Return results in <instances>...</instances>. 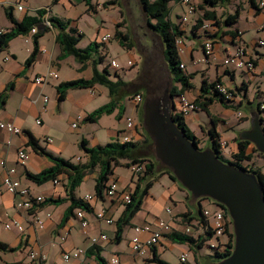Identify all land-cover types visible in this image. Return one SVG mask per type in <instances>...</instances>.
Masks as SVG:
<instances>
[{
	"label": "crops",
	"instance_id": "crops-1",
	"mask_svg": "<svg viewBox=\"0 0 264 264\" xmlns=\"http://www.w3.org/2000/svg\"><path fill=\"white\" fill-rule=\"evenodd\" d=\"M5 1L0 0V5L4 6ZM32 1H23L24 8L20 16L16 14L15 9L11 10L13 17L21 21L25 16H36L39 9H47L45 20L58 18L62 21H71V26L78 29L76 22L67 13H62L74 6L72 0H58L56 3L52 0H41L33 6ZM119 1L89 0L88 4L87 0H84L88 13L98 14L103 9L108 13H115L113 27L106 28V20L102 18L96 37L90 42V44L93 42L98 44L99 39L105 34H114L109 43L98 45L93 57L94 62L88 61L82 64L71 55L61 59V47L56 41L58 30L52 26L39 39V53L33 64L29 66L25 64L34 49V33L32 32L13 38L0 54V123L10 122L22 130L21 134L10 135L0 128V244L7 246V250L0 249V264H28L30 251H39L45 256L39 264H101L99 258L105 260L107 264H112L111 261L114 258L118 260L116 264H158L154 261L155 258L170 264H208L211 261L208 256L212 255V251L207 244H218L223 251L228 243L227 236L213 237L202 248L174 240L175 233L185 234L195 240L203 239L205 230L198 215L202 209L208 208L215 211L218 206L208 198L199 203L168 175L161 176L144 197L141 210L132 219L131 225L124 228L120 243L114 240L116 222L125 210L121 195L132 194L136 187L137 175L132 168L126 167L129 171L127 176L117 174V169L125 166L114 169L110 180V182L115 180L118 183V193L114 198L99 199L95 196L97 169L85 175L81 185L75 190V196L83 200L86 196H93L92 201L89 202L90 211L82 208L71 210V203L67 199L66 192L67 175L62 174L58 177L59 184H55L53 180L37 184L29 178V175L40 174L53 166L52 160L46 154L34 150L30 144L31 136L44 151L75 164L88 161L87 155L81 149L83 142L91 148L117 140L123 143L125 136H131L134 142L143 139L137 132L141 129L139 113L141 106L134 101L135 95L144 93L138 82L141 73L134 79L128 72L134 66L142 64L144 56L138 51L140 60L134 59L135 47L131 44L130 36L123 27V10L118 7ZM193 2L195 12L189 15L187 23L181 24L185 36L181 38L182 46L179 52L185 72L193 74L192 79L189 80L192 87L185 89L181 95L196 101L201 95L204 79L208 82L220 79L225 88L234 91V105L241 103V108L235 110L230 106L222 105L223 110L214 113L212 108L215 102L209 107L210 113L203 109L191 112L185 116V122L205 148H208L212 144L208 132L214 127L213 117L217 123L216 130L220 139L227 142V147L221 149L222 156L225 160L233 162L235 161L233 155L239 150L240 135L243 131L250 129L251 118L259 113L264 122V111L258 106V103L264 105V45L259 43L264 40V28H261L264 24V12L258 6L259 0H230L225 5L219 3L214 8L206 5V8L215 11L222 21L229 14L237 10L240 12L236 24L231 27L217 28L211 26L212 21L203 20L200 23L203 17V10L200 8L205 5L204 0H193ZM171 4H173L171 19L175 23H180L187 13V7L181 3V0H173ZM6 7L4 6L5 15ZM6 18L1 17L0 26L8 31L12 29L13 23L7 15ZM206 24L208 28L204 29L203 26ZM44 27L46 26L42 22L39 27L34 28L44 29ZM117 31L127 35L129 39L122 41L121 38L116 37ZM231 32L235 37L231 35ZM211 34L214 54L205 62L202 61L203 45ZM88 46L80 47L78 44L79 48ZM238 46L244 47L247 57L255 62V68L252 71L224 65L225 58ZM5 57L8 60L4 61ZM126 57L127 62L133 63L131 67H127V62L123 61ZM100 58L103 59L102 63ZM113 60L117 61L122 69L110 68L109 64ZM95 68L100 72L107 68L110 80L116 81L118 77H121L126 85L122 89L116 110L112 114L103 115L96 122H89L86 120L89 114L111 101L108 88L97 84L93 88L68 90L65 98L60 100L58 86L74 79H90ZM48 72L57 73V78H51L44 86L35 82L36 77L45 76ZM9 85H12V88L7 91ZM175 85L179 91L182 89L180 83ZM44 96L48 97L47 102L44 101ZM177 97L174 98V102ZM127 117L135 120L137 125L135 129L126 128ZM37 119L41 121L40 125L36 123ZM77 121L78 126L74 128L72 124ZM194 128L199 129V136ZM47 138H51L52 141H46ZM254 148L253 144L248 146L247 154L253 156L252 161H246L243 165H253L255 169H263L264 158L255 153ZM21 150L28 155L24 165L20 164L18 158ZM10 168L16 169L13 177L21 183L22 187L30 190L31 196H42L45 202L30 211L23 209L20 206L23 198L10 194L2 183ZM158 184L162 185L163 190L157 198L154 189ZM79 210H84V217L88 221L86 228L82 227L77 217ZM100 211H104L105 216L112 219L113 223L107 224L97 219L96 214ZM37 216L44 219L43 227L36 225L35 217ZM11 219H17L24 226L25 231L19 233L14 230L9 237L4 232L2 224ZM159 221H164L168 226V229L162 230V240L152 248L146 247L144 253L139 254L133 251L131 240L138 235L135 227L148 225L151 232H154L160 230ZM187 227L191 229L190 233H186ZM66 232L68 236L62 241L61 238ZM101 235H107L108 239L100 240L93 245L91 239ZM150 235V232H143L138 236L141 241H146ZM79 249L84 251L82 255L69 261L64 259V254H73ZM167 253H177L178 261H170L166 257ZM184 254L187 256L186 263L180 261Z\"/></svg>",
	"mask_w": 264,
	"mask_h": 264
},
{
	"label": "trees",
	"instance_id": "trees-1",
	"mask_svg": "<svg viewBox=\"0 0 264 264\" xmlns=\"http://www.w3.org/2000/svg\"><path fill=\"white\" fill-rule=\"evenodd\" d=\"M52 1L53 3H56V1L58 0ZM227 1L230 0H204L205 5H202L200 8L201 10H203V17L202 20H200V23H202L203 20L212 21L211 26H216L217 28L231 27L236 24L240 17L239 10H237L233 14H229L222 21L218 18L215 11H211L206 8V5H211V7L213 8L219 3L225 5L226 3H228ZM139 2L145 12L148 28L161 40L163 46L164 62L167 66L173 83L170 88V95L172 98H175L183 94V91L185 89L192 87L189 80L192 79L193 76V74H187L184 70L185 68L180 67L181 61L177 40L185 36V31L181 27L182 19L180 23H175L171 19V3L173 2V0H139ZM87 3L89 4V0H87ZM6 9V15L12 21L13 27L0 36V54L8 46L9 42L13 38L19 35H28L34 27H39L43 22L41 18L47 13V9H39L36 16H25L21 21H18L13 17L11 12V10H13L14 8H12L11 6H7ZM50 22L52 28L58 30L56 41L61 47V59L71 55L76 57L82 64L88 61L94 62L93 57L96 53V48L98 47V45H100L99 43L97 44L96 42H93L87 48H79L78 44L83 38L84 34L81 33L76 27L71 26V21H62L58 18H50ZM48 29H50L48 26L44 27V29L38 28L37 31L33 34L34 49L25 63L27 66L35 62L39 53V39ZM115 35L116 37L121 38L122 41L129 39L127 35H123L119 31H117ZM231 35L235 37L233 32H231ZM210 37H213L212 34L209 35L207 39H211ZM99 60L100 62L103 61L102 58H100ZM96 64L97 63H95V65ZM160 67V65L157 66V68ZM109 77L110 73L107 68H105L101 72L97 70V68H95L90 79L80 78L60 84L58 86L59 99L63 100L68 90L93 88L97 84L107 87L111 96V101L108 104L95 110L93 113L89 114L86 118V120L89 122H96L103 115L112 114L116 110L123 91L122 89L126 85L121 77H118L116 81L110 80ZM138 82L140 83L144 91V93L141 95L143 96V98H146L149 95V89L152 81L149 76L146 77L143 76V74H140ZM176 83H180L182 85V89L180 91L177 89V86L175 85ZM219 85H222L220 79H217L213 82H208L206 79L202 81L201 95L197 98L196 101H194L198 106L197 111L203 109L207 113H210L209 107L217 101H220L223 103V105L227 107L230 106L235 110H239L241 108V103L234 105V91L229 90L232 95V99L229 100L218 91L217 86ZM11 88L12 85H9L7 91L11 90ZM5 96L6 94L3 95V98H5ZM258 106L261 108L262 105L258 103ZM261 110L264 111V109ZM139 113L141 120V129L137 132L140 136L143 137L141 141L122 143L117 140L115 142H110L105 145H98L91 148L87 147L86 143L83 142L81 144V149H83L88 157V161L83 164H75L70 160H65L61 157L54 156L51 153L44 151L38 146L37 141L32 136L30 137V144L33 146L34 150L46 154L52 160L53 166L41 172L40 174L29 175V178L37 184H42L47 181L57 180L58 177L62 174L67 175L68 179L66 184V192L67 199L71 203V210L76 208L86 209L87 211L91 210L89 202H85L83 199L77 198L75 196V190L81 185L85 175L95 171V169L98 170V176L95 182V196L99 199H105L108 184L111 180V177L113 176L114 169L116 167L125 166L133 168L136 165L143 167L141 173L135 174L137 175V182L135 190L131 194V201L130 203L125 204V210L122 216L116 222L117 229L114 239L116 243H120L124 228L131 225L132 219L141 210L143 199L148 194L154 183L157 182L163 175H168L172 180L177 181L173 173L168 168H159L160 162L156 160L154 153H148L150 149H153L152 140L147 135L142 126V108H140ZM173 118L177 126L185 132L186 136L190 140L194 141V143L197 144L200 149H203L200 147L201 140L192 133V131L186 124L185 116L183 114H174ZM212 122L214 124V127L208 132L209 137L212 141L211 148L217 153L219 158L224 160V157L221 153L222 148L220 135L216 130L217 123L213 117ZM251 144L252 143L247 140L239 139V150L236 154L233 155L235 161L228 162L256 174L257 179L264 191V169H255L253 165H243L246 161H252L253 156L247 154V148ZM254 152L264 158V154L259 152L258 149L254 148ZM180 186L182 187L181 184ZM203 199L205 198H200L197 201L200 203V201ZM51 201L59 202L61 200ZM218 205L226 212L227 222L225 233L223 236H227L228 243L226 244V247L223 251L216 248L212 249L210 248V245L207 244V247L212 251V255L208 256L211 259L208 264L218 263L220 260L228 257L234 249V234L231 219L228 216L227 210L222 205ZM198 216L200 217V222L204 227L205 237L203 239L195 240L194 238L186 236L185 234L175 233L173 234L174 240H177L180 243H188L194 245L197 248H202L205 243L212 239L214 236V231L211 228L210 224L207 222L203 214V209L200 211ZM0 249L7 250V246L0 244ZM99 261L101 264H107L102 258H99ZM154 261L158 264H170L158 258H155Z\"/></svg>",
	"mask_w": 264,
	"mask_h": 264
},
{
	"label": "water",
	"instance_id": "water-1",
	"mask_svg": "<svg viewBox=\"0 0 264 264\" xmlns=\"http://www.w3.org/2000/svg\"><path fill=\"white\" fill-rule=\"evenodd\" d=\"M142 126L154 156L191 196L222 205L233 226L234 249L216 264H264V191L256 174L223 161L211 148L200 149L176 124L170 88L142 103ZM240 138L264 154V122L259 113Z\"/></svg>",
	"mask_w": 264,
	"mask_h": 264
},
{
	"label": "built area",
	"instance_id": "built-area-1",
	"mask_svg": "<svg viewBox=\"0 0 264 264\" xmlns=\"http://www.w3.org/2000/svg\"><path fill=\"white\" fill-rule=\"evenodd\" d=\"M23 1L24 0H6L5 5L11 6L14 9L16 7L17 10L22 11L24 8ZM181 3L187 7V13L185 16L182 17V23L185 24L188 22L189 15L193 14L195 12L196 8H195L193 0H181ZM258 6L264 12V0H259ZM42 20H43V24L46 27L51 26V24L49 23L50 19L47 18L45 20V18L43 16ZM203 28L207 29L208 25L207 24L204 25ZM261 28H264V24L261 26ZM36 31H37V28H33L31 30L32 33H35ZM5 32H6V29L3 28L2 26H0V36L2 34H4ZM113 37H114L113 33H107L99 39L98 43L100 45H102V44L105 45V44L109 43ZM259 43H260V45H264V40H261ZM177 45L179 47V52H180L181 46H182V39L181 38H179L177 40ZM213 52H214L213 42L211 39H207L204 43V58L202 61H205V62L208 61V58L213 56V54H214ZM3 60L4 61L8 60V58L5 57ZM132 65H133V63L131 61H128L126 66L131 67ZM224 65L234 67L236 69H244V70H248V71H252L255 68V62L252 59H249L247 57L245 49L242 46H238L233 53L229 54L225 58ZM109 67L114 69V70L122 69L121 65L115 60L111 61V63L109 64ZM180 67L185 68V66L183 64H181ZM51 78H57V73L48 72L45 76H38L35 78V82L39 85L44 86L45 84L48 83V81ZM217 89L227 99H229V100L232 99V95H231L230 91L227 88H225L223 85L217 86ZM43 98H44L45 102L48 101V97L44 96ZM134 101L137 105L142 106L144 98L141 94H137L134 96ZM197 109H198V106L196 105V103L194 101L189 100L185 95H179L174 102V114H183L184 116H187L191 112L197 111ZM261 109H264V105L261 106ZM36 123L40 125L41 121L39 119H37ZM72 126L74 128H76L78 126V121L73 123ZM136 126L137 125L135 123V120L132 117L126 118V128L128 130H133V129H135ZM0 128L7 131L10 135L22 133V130L20 128H18L17 126H15L13 123H10V122H1ZM46 141L51 142L52 139L47 138ZM131 141H133V138L131 136H125L124 142H131ZM226 147H227V142L224 140H221V148L224 149ZM18 158H19L20 164L24 165L28 159V155L24 150H21L18 153ZM132 169H133V172L135 174H139L142 172L143 167L136 165ZM15 172H16L15 168H10L8 170L7 176L3 179L2 183L5 186L6 190L10 194H13L15 196H19V197L23 198V201L20 204V206L23 209H25L27 211L33 210L35 206L42 204L45 201V198L42 196H38V197L31 196L30 190L27 187H22L21 183L13 177V174H15ZM54 183L59 184L60 182L58 180H54ZM117 193H118V183H117V181L112 180L108 184V189L106 191L105 197L114 198ZM92 199H93V196H86L84 198V201L90 202V201H92ZM121 200L124 204L130 203L131 194L130 193H123L121 195ZM217 206H218V209H216L215 211H211L208 208L203 209V214H204L207 222L210 224L211 228L214 231V236H213L214 238H220L224 235L225 228H226V222H227L225 210L222 209L218 204H217ZM84 214H85L84 210H79L77 212V217L80 219L82 227L86 228L88 226V221L85 219ZM96 217H97V219L102 220V221L106 222L107 224L113 223L112 219L107 218L105 216L104 211L97 212ZM35 223L38 227H43L44 219L37 216V217H35ZM159 228H160V230L151 232V229L148 225L143 226V227H135V231L138 235L143 233V232H148V233L150 232L151 235L146 241H141L139 236L136 235L131 240V246H132L133 251L140 254V253L145 252L146 247L152 248V247L156 246L163 238L162 230L168 229V226L164 221H159ZM4 229L7 231L16 230L19 233H23L25 231L24 226L17 219H11V220L7 221L6 223H4ZM190 232H191V229L189 227H187L186 233H190ZM67 236H68V232H66L62 236V238H61L62 241H64L67 238ZM107 239H108L107 235H101L98 238H92L91 242L93 245H95L100 240L105 241ZM209 245H210V248H212V249H214V248L220 249V246L218 244L213 243V244H209ZM83 253H84V251L82 249L77 250L73 254L66 253V254H64V259L66 261H69L72 258L79 257ZM28 255H29V263L28 264H39V262H41L42 260L45 259V256L39 251H30ZM180 261L182 263H186L187 262V256L185 254L182 255L180 258ZM111 263L116 264V263H118V260L116 258H114V259H112Z\"/></svg>",
	"mask_w": 264,
	"mask_h": 264
},
{
	"label": "rangeland",
	"instance_id": "rangeland-1",
	"mask_svg": "<svg viewBox=\"0 0 264 264\" xmlns=\"http://www.w3.org/2000/svg\"><path fill=\"white\" fill-rule=\"evenodd\" d=\"M39 1L41 0H33L31 3L32 6L35 5ZM72 1L74 2V6L68 9L67 12L62 11V13H67V15L71 17L73 21L76 22L79 31L84 34L83 38L79 42L80 47L88 46L90 42L95 39L96 34H97V28L99 27V24L101 23L100 21L102 18L106 20V24H105L106 28L111 29L113 27L114 25L113 15H115V13H108V11L104 9L98 14H93L90 12L88 13L86 12L84 0H72ZM102 1L104 0H100V2ZM4 6H7V5H4ZM4 6L0 5V19L1 17L6 18V15L4 13ZM171 6H173V4H171ZM118 7L121 8V10H123V14H122V17L124 20L123 27L125 28V30L128 32L130 36L131 44L133 45V47H135V50L133 51V56H135L134 59L136 61L140 60L139 52H141L142 55L144 56L143 63L142 64L140 63V65L138 66H134L131 69V71H129L128 73L134 79L137 78L139 73L143 74V76H146V77L149 76L152 83L150 85L148 97H154V96L160 95L164 92V90L167 87L171 88L173 84L171 76L168 72L167 66L165 65V62H164L163 46H162L161 40L156 34H154L148 28L147 22H146V15H145V12L142 6L140 5L139 0H120ZM15 10H16V14L20 16L21 11H18L16 7H15ZM116 14L118 16V13ZM127 59L128 58L126 57L123 59V61L126 63ZM158 65H160L161 67L157 68ZM64 77H67V76H64ZM73 77H77V76H73ZM222 105H223L222 102L217 101L214 104L212 111L216 113V112L223 110ZM189 122L190 124H192L190 120ZM194 130L199 136L200 134L199 129L194 128ZM200 147L205 149V145L203 143H201ZM148 153L153 154L154 150L150 149ZM223 161H225L226 163H229L225 159ZM164 167L165 166H163L160 163L159 168L162 169ZM117 174L127 176L129 174V171L126 167H121L117 169ZM162 190L163 188L161 184L156 185L154 192L157 198H158V195L161 194ZM82 192H83V189H82ZM2 227H3L4 232L7 233V235L10 237V235L12 234V231L5 230L4 223L2 224ZM224 239L226 238L224 237ZM204 249L207 250V248H204ZM176 256H178L177 253H174V254L167 253L166 255V257L172 262L178 261Z\"/></svg>",
	"mask_w": 264,
	"mask_h": 264
},
{
	"label": "bare ground",
	"instance_id": "bare-ground-1",
	"mask_svg": "<svg viewBox=\"0 0 264 264\" xmlns=\"http://www.w3.org/2000/svg\"><path fill=\"white\" fill-rule=\"evenodd\" d=\"M255 170V169H254Z\"/></svg>",
	"mask_w": 264,
	"mask_h": 264
}]
</instances>
